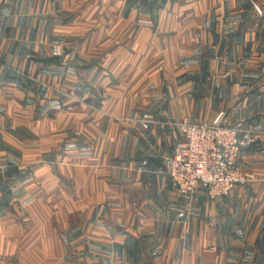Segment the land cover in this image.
I'll list each match as a JSON object with an SVG mask.
<instances>
[{"label": "crops", "instance_id": "crops-1", "mask_svg": "<svg viewBox=\"0 0 264 264\" xmlns=\"http://www.w3.org/2000/svg\"><path fill=\"white\" fill-rule=\"evenodd\" d=\"M219 118L252 181L186 204ZM0 264H264V0H0Z\"/></svg>", "mask_w": 264, "mask_h": 264}, {"label": "built area", "instance_id": "built-area-1", "mask_svg": "<svg viewBox=\"0 0 264 264\" xmlns=\"http://www.w3.org/2000/svg\"><path fill=\"white\" fill-rule=\"evenodd\" d=\"M257 11L262 14L259 5ZM149 126V121L142 123ZM183 135L173 153L166 158L169 177L181 199L186 204L201 191L210 200L224 198L238 186H246L252 176L240 164L242 150L257 145L259 136L219 121L179 123ZM188 214L187 208L179 213L181 220Z\"/></svg>", "mask_w": 264, "mask_h": 264}, {"label": "rangeland", "instance_id": "rangeland-1", "mask_svg": "<svg viewBox=\"0 0 264 264\" xmlns=\"http://www.w3.org/2000/svg\"><path fill=\"white\" fill-rule=\"evenodd\" d=\"M260 7V9H261V11H262V14H263V9H262V7L261 6H259ZM260 14V13H259Z\"/></svg>", "mask_w": 264, "mask_h": 264}, {"label": "water", "instance_id": "water-1", "mask_svg": "<svg viewBox=\"0 0 264 264\" xmlns=\"http://www.w3.org/2000/svg\"><path fill=\"white\" fill-rule=\"evenodd\" d=\"M222 120V118H219V121H221Z\"/></svg>", "mask_w": 264, "mask_h": 264}]
</instances>
